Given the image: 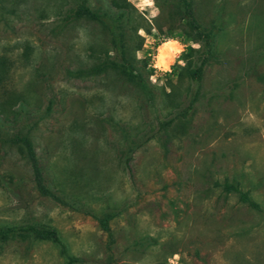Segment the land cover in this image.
Wrapping results in <instances>:
<instances>
[{
	"label": "rangeland",
	"instance_id": "obj_1",
	"mask_svg": "<svg viewBox=\"0 0 264 264\" xmlns=\"http://www.w3.org/2000/svg\"><path fill=\"white\" fill-rule=\"evenodd\" d=\"M73 1L0 0V228L14 229L0 264H69L26 226L55 231L72 264H264V0H188L215 42L200 101L177 124L117 72L87 74L110 39L66 18ZM99 1L88 3L112 11ZM128 1L150 30L133 55L156 94L172 83L193 97L185 60L200 55L187 47L202 43L182 0ZM34 163L63 203L41 193Z\"/></svg>",
	"mask_w": 264,
	"mask_h": 264
},
{
	"label": "trees",
	"instance_id": "obj_2",
	"mask_svg": "<svg viewBox=\"0 0 264 264\" xmlns=\"http://www.w3.org/2000/svg\"><path fill=\"white\" fill-rule=\"evenodd\" d=\"M110 8H102L101 6L94 8L89 5L88 0H74L71 4L68 3V9H66V18L73 19H88L97 25H99L104 31L108 33L110 42V51H106L102 57H100V63L97 64L87 74H99L108 70L117 72L124 81L129 85L136 87L144 98V103L154 110H157L158 100L168 103L165 106L167 109L166 116H170L167 121L168 124L175 122L181 123L185 121L189 115L190 110L200 101L201 81L203 76V69L206 65L208 58L212 56L214 52L215 36L210 31L202 29L201 25L197 22L195 15L191 10V5L188 0H182V10L187 19V24L195 31L193 40L201 42L202 46L198 49H192L187 47L189 53H199L198 61H191L190 57L185 60V78L188 81V88L194 90V96L189 97L186 93L182 99H178L176 93V86L172 83H168V91L165 88H161L160 94H156L158 87L149 83L150 69L147 67L145 61H139L133 55L135 52L141 50L143 46V38L137 35L139 30L144 31L147 35L150 34V30L146 29L142 25L143 18L139 15L135 7L128 0H107ZM100 3L99 0H97ZM132 25V34L137 40L134 43V47H130V38L126 33V26ZM158 46V45H157ZM184 57V55H183ZM184 60V58H183ZM138 65L140 67H138ZM163 110V107L162 109ZM162 124V123H161ZM30 150V144L28 141H24ZM31 160L34 162L33 154L29 151ZM37 186L44 196L55 200L56 202L63 203L62 198L49 187H44L40 173L36 168ZM224 190L227 193H234L239 196L243 202H250L247 193L243 192L237 185L225 184ZM97 221L101 225L104 231L109 233L107 226V219L97 218ZM13 227H1L0 228V241L5 240L13 235ZM22 231L32 234L35 238L41 241H51L56 244L61 251V254L65 256L69 264L77 262V260L71 257L66 250L65 245L53 230L38 229L33 226H26Z\"/></svg>",
	"mask_w": 264,
	"mask_h": 264
},
{
	"label": "bare ground",
	"instance_id": "obj_3",
	"mask_svg": "<svg viewBox=\"0 0 264 264\" xmlns=\"http://www.w3.org/2000/svg\"><path fill=\"white\" fill-rule=\"evenodd\" d=\"M172 45L173 44H165L160 57V65L163 67H167L170 64V59L172 57Z\"/></svg>",
	"mask_w": 264,
	"mask_h": 264
}]
</instances>
